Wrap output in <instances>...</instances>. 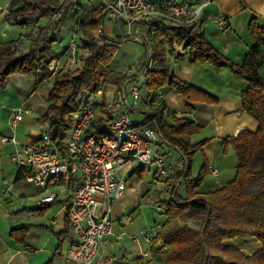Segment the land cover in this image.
I'll use <instances>...</instances> for the list:
<instances>
[{"label": "trees", "instance_id": "trees-1", "mask_svg": "<svg viewBox=\"0 0 264 264\" xmlns=\"http://www.w3.org/2000/svg\"><path fill=\"white\" fill-rule=\"evenodd\" d=\"M57 2L10 0L6 17L13 18L14 25L22 26L33 17L51 13L58 7ZM104 15L105 7L101 4L86 11L80 24L88 38L83 39L86 54L83 57L79 55L80 66L53 76L54 83L46 96L47 133L62 152H65L62 138L68 129L65 118L76 107L79 95L94 90L99 82L118 86L125 81L123 73L113 68L110 62L118 45L131 40L132 36L126 35L121 40L103 33L101 42L94 43L91 39L100 29ZM62 18L50 22L52 29L49 34L32 37L26 52L19 51L17 44H14L0 53V89L7 86L13 73L33 74L37 77L36 84L52 75L48 67L50 47L60 41L57 31ZM248 30L253 44L242 64L222 55L201 30L192 32L185 24L163 25L155 30L153 66L148 71L146 86L149 94L154 95L166 87L180 93L187 104L217 103L216 97L181 80L170 71L164 46L158 42V38L164 36L170 44L184 43L189 62H209L216 68L227 67L245 79L248 86L240 93L242 106L259 122L256 130L242 129L238 135L227 136L223 140L224 152L230 146L237 155L234 178L220 188L198 193L197 187L210 172L202 149L205 140L197 143L191 141L192 135L198 133L201 126L192 118L175 116L166 110L164 103L152 110L161 136L181 150L188 160L184 186L179 189L174 187L179 172L164 179L168 194L157 200L166 216L155 237V243L161 241L165 245L163 264H264V79L259 73L264 62V25H260L257 17L252 16ZM145 51L144 47V54ZM196 153L201 155L202 165L194 177L191 166ZM137 175L143 179L144 169L139 170ZM180 189L184 190V194ZM196 223H199L198 226ZM33 227L32 224L14 226L10 229V236L16 242H23ZM47 229L59 239L57 250H60L63 232L57 233L50 227ZM246 235L256 236L262 242V246L250 255H245L234 245L223 243L225 239Z\"/></svg>", "mask_w": 264, "mask_h": 264}, {"label": "built area", "instance_id": "built-area-1", "mask_svg": "<svg viewBox=\"0 0 264 264\" xmlns=\"http://www.w3.org/2000/svg\"><path fill=\"white\" fill-rule=\"evenodd\" d=\"M80 1L63 0L50 13V22L62 17L68 5ZM208 3L209 0H99L97 5L105 7L104 18L112 21L115 29L126 28V35L146 48L142 64L136 60L122 70L125 81L121 85L99 82L94 90L79 95L76 107L65 118L68 122L62 138L65 152L44 131L12 153V161L21 168L23 179L47 193L40 204L53 202L59 193L69 192L65 201L69 237L58 252L66 262L120 264L119 255L109 251L107 245L112 238L123 237V232H114V223L123 226L134 217L133 212L114 215L113 207L128 188L129 178L139 170L147 169L153 178L162 180L179 172L174 187L184 186L188 160L161 136L152 112L163 104L164 91L159 89L151 95L146 86L148 71L153 66L155 30L176 24H185L192 32L200 30ZM214 19L218 29L229 27L226 15L218 13ZM79 29L80 25L75 23L68 42L50 57L51 76L80 64ZM103 31L100 30L101 35ZM158 42L164 46L166 63L187 50L184 43L170 44L164 36ZM143 90L147 92L144 95ZM28 111L26 106L14 108L10 125L15 126ZM209 167L216 176L217 170ZM140 234L146 243H151L147 232ZM137 236L130 237L137 240ZM26 249L32 250L29 246Z\"/></svg>", "mask_w": 264, "mask_h": 264}, {"label": "crops", "instance_id": "crops-1", "mask_svg": "<svg viewBox=\"0 0 264 264\" xmlns=\"http://www.w3.org/2000/svg\"><path fill=\"white\" fill-rule=\"evenodd\" d=\"M9 3L10 0H0V53L6 48H12L14 44H17L19 51L26 52L30 47V39L19 37H26L32 20L22 26L7 25L6 12ZM218 13L228 17L229 27L226 29L220 30L216 27L214 16ZM252 16H256L257 22L264 25V0H209L204 9L200 30L222 55L242 64L253 44L248 30ZM117 31L125 33L126 28L119 27ZM24 40L28 46L26 49L21 46ZM56 48L58 47L53 49L51 56L62 49ZM167 64L175 76L217 98V103L187 104L180 93L165 87L162 100L166 110L192 118L201 126L200 131L192 135L191 141L197 143L205 140L202 146L204 155L209 166L215 168L218 174L215 176L209 172L196 192L205 193L220 188L234 178L237 165L236 152L229 146L225 153L223 140L227 136H233L241 128L254 131L259 125L242 106L240 93L248 86V82L227 67L216 68L209 62H189L187 51L177 59L167 61ZM259 73L264 79V62ZM45 80L43 78L36 84L37 77L33 74L13 73L9 76L7 86L0 89V136L7 138H0V264H74L66 262L58 254L69 237L65 215V201L69 192L59 193L53 202L40 204V199L47 193L40 187L27 183L23 179L21 168L11 158L12 153L21 145L37 139L47 131L45 113L48 101L43 103L39 99V90ZM22 106L28 107L29 111L21 121L11 126L9 118L13 109ZM171 153L175 154L173 151ZM194 161L197 164L195 169ZM201 165L202 157L196 153L191 166L194 177ZM135 189L136 187L128 185L113 207L114 215L134 211L138 204L134 199L132 211L121 209L128 206V192L137 191ZM134 196L138 198V195ZM157 209L163 216L155 224L148 217H145L146 221L138 217V220L133 218L123 230L118 226L113 228L117 234L125 232L122 238H112L107 245L109 251L119 255L120 264H163L162 252L165 245L161 241L155 243V237L166 216L163 209L156 206ZM20 224H32L34 227L23 242H16L10 236V229ZM48 227L57 233L63 232L60 250H57L59 239L48 231ZM141 231L147 232L151 243L145 242ZM133 234L138 235L137 240L130 237ZM223 243L234 245L245 255L256 252L262 246L261 240L253 235L235 236L225 239ZM26 246L32 250L26 249Z\"/></svg>", "mask_w": 264, "mask_h": 264}, {"label": "rangeland", "instance_id": "rangeland-1", "mask_svg": "<svg viewBox=\"0 0 264 264\" xmlns=\"http://www.w3.org/2000/svg\"><path fill=\"white\" fill-rule=\"evenodd\" d=\"M63 0H58L57 5H59ZM99 0H81L80 5H78V2L76 4H70L67 6L66 12L63 15L62 21L59 25V31H57V37L60 39L59 42H56L55 45L50 47V53H52L53 49L55 47H58L56 49L61 48L64 46L73 31V25L75 23L81 24V20L84 17L86 11H88L90 8L96 6L98 4ZM27 30L26 37H19L20 39H31L32 37H36L38 34H49L51 32V25H50V13L45 14L42 17L35 18L33 17ZM7 25H13V20L11 18H7ZM134 26V25H133ZM141 29H144V26H140ZM116 27L114 26L113 22L110 21L106 16L103 20L102 25L100 26V29L98 32L93 34V40L94 43H100L101 42V34L100 30L103 29V33L116 37L119 39H123V37L126 36V33H117ZM78 36V44H79V55L83 57L86 54V47L83 44V39L88 40L87 36L82 32L81 28L77 31ZM24 43L21 44L23 49H26L28 46ZM31 41V40H30ZM57 51V50H56ZM144 46L134 42L133 40H128L125 42H122L118 45L116 48V51L113 54L112 60L110 62V65L113 68H116L117 70H120L121 72H124L125 68H128L131 63H134L136 60L142 64L144 60ZM80 66L79 64H76ZM45 82L43 83L42 87L40 88V94L39 99L40 102H45L47 100V93L54 83L55 78L53 76H50L48 78H45ZM147 92L143 90V95ZM201 162V159H199ZM197 167L196 161H194L193 168L195 169ZM127 185L136 187L135 192H128L129 195V203L128 206L122 208V211H132L133 209V202L134 200L137 201V207L134 208L133 211V217L134 219L138 217L141 218L142 221L145 220V217H148L151 221V223L155 224V221H161L162 220V214L161 211L158 209L156 210V206H159L157 203V200L161 197H166L168 194L167 187H165L164 181L162 179H156L153 178L151 175V172H148L147 169H144V177L143 179H140L137 174H133L128 182ZM181 190V189H180ZM181 193L184 194L181 190ZM138 195V198H136L134 195ZM134 199V200H133ZM160 207V206H159ZM161 208V207H160ZM162 209V208H161ZM128 213V212H127ZM122 214V213H120ZM123 214H126L124 212ZM146 221V220H145ZM130 223V222H128ZM128 223H125L123 226L118 225L117 223H114L113 228L120 227L121 230L125 226L128 225ZM198 226L199 223H196ZM118 226V227H117ZM140 233V232H139ZM137 233V234H139ZM125 232L123 231V235ZM136 234V235H137ZM134 235V234H133Z\"/></svg>", "mask_w": 264, "mask_h": 264}, {"label": "water", "instance_id": "water-1", "mask_svg": "<svg viewBox=\"0 0 264 264\" xmlns=\"http://www.w3.org/2000/svg\"><path fill=\"white\" fill-rule=\"evenodd\" d=\"M241 130H242V128L239 129L234 135H235V136L238 135V133H239Z\"/></svg>", "mask_w": 264, "mask_h": 264}]
</instances>
